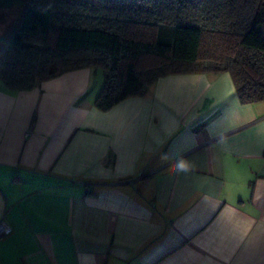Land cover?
<instances>
[{"label":"crops","instance_id":"crops-1","mask_svg":"<svg viewBox=\"0 0 264 264\" xmlns=\"http://www.w3.org/2000/svg\"><path fill=\"white\" fill-rule=\"evenodd\" d=\"M97 69L0 79V264H264V101L199 72L103 111Z\"/></svg>","mask_w":264,"mask_h":264},{"label":"trees","instance_id":"trees-1","mask_svg":"<svg viewBox=\"0 0 264 264\" xmlns=\"http://www.w3.org/2000/svg\"><path fill=\"white\" fill-rule=\"evenodd\" d=\"M264 0H0V79L29 90L100 67V110L169 74L227 72L264 101Z\"/></svg>","mask_w":264,"mask_h":264},{"label":"built area","instance_id":"built-area-1","mask_svg":"<svg viewBox=\"0 0 264 264\" xmlns=\"http://www.w3.org/2000/svg\"><path fill=\"white\" fill-rule=\"evenodd\" d=\"M30 131L31 130L29 129L28 132ZM11 231H12V228L10 224L4 219L0 220V240L4 238L5 236H7L8 234H10Z\"/></svg>","mask_w":264,"mask_h":264},{"label":"rangeland","instance_id":"rangeland-1","mask_svg":"<svg viewBox=\"0 0 264 264\" xmlns=\"http://www.w3.org/2000/svg\"><path fill=\"white\" fill-rule=\"evenodd\" d=\"M97 68H98V69H97V70H98V74L102 76V75H103V71H102V69H101L100 67H97Z\"/></svg>","mask_w":264,"mask_h":264}]
</instances>
